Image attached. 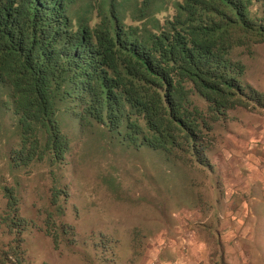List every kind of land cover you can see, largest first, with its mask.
I'll use <instances>...</instances> for the list:
<instances>
[{
  "label": "rangeland",
  "instance_id": "obj_1",
  "mask_svg": "<svg viewBox=\"0 0 264 264\" xmlns=\"http://www.w3.org/2000/svg\"><path fill=\"white\" fill-rule=\"evenodd\" d=\"M99 1L70 0L74 22H99ZM175 1L154 0L144 16L164 23ZM118 9L128 12L126 24L152 28L135 17L138 0H119ZM235 56L264 92V43ZM59 118L70 140L63 162L14 164L19 121L0 86V258L10 251L13 264H264V114L229 110L204 140V160L186 162L129 145L106 124L81 125L64 105Z\"/></svg>",
  "mask_w": 264,
  "mask_h": 264
},
{
  "label": "trees",
  "instance_id": "obj_2",
  "mask_svg": "<svg viewBox=\"0 0 264 264\" xmlns=\"http://www.w3.org/2000/svg\"><path fill=\"white\" fill-rule=\"evenodd\" d=\"M153 1L138 0L135 11L149 28L126 24L119 0L99 1L97 23H75L70 0H0V86L11 92L21 141L14 164L63 162L70 149L63 105L81 125L106 124L129 145L185 162L204 160V140L229 110L264 114V92L235 56L264 43V0H177L164 23L144 16ZM10 253L1 264H10Z\"/></svg>",
  "mask_w": 264,
  "mask_h": 264
},
{
  "label": "crops",
  "instance_id": "obj_3",
  "mask_svg": "<svg viewBox=\"0 0 264 264\" xmlns=\"http://www.w3.org/2000/svg\"><path fill=\"white\" fill-rule=\"evenodd\" d=\"M166 262H164L163 260H161V259H159L158 261H157V264H165ZM184 264H190V260L188 259L187 261H186V263H184Z\"/></svg>",
  "mask_w": 264,
  "mask_h": 264
}]
</instances>
